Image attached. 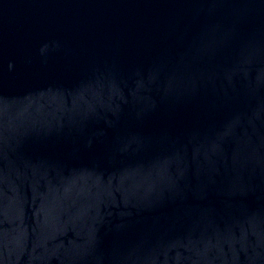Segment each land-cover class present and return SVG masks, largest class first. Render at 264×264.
<instances>
[{
  "label": "water",
  "instance_id": "1",
  "mask_svg": "<svg viewBox=\"0 0 264 264\" xmlns=\"http://www.w3.org/2000/svg\"><path fill=\"white\" fill-rule=\"evenodd\" d=\"M0 264H264V0H0Z\"/></svg>",
  "mask_w": 264,
  "mask_h": 264
}]
</instances>
